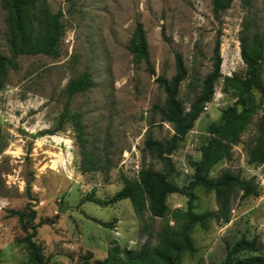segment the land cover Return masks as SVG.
Returning <instances> with one entry per match:
<instances>
[{"label":"rangeland","instance_id":"obj_1","mask_svg":"<svg viewBox=\"0 0 264 264\" xmlns=\"http://www.w3.org/2000/svg\"><path fill=\"white\" fill-rule=\"evenodd\" d=\"M26 14L35 36H51L55 18L59 33L50 50L15 57L8 9L0 0V56L6 58L0 87V264H34L23 242L32 232L44 264L120 261L125 250L144 251L146 264H223L233 245L252 241L260 250L241 251L234 261L264 257V163L250 164L246 150L264 134V97L258 92L248 95L253 114L242 143L230 145V157L216 154L208 172L222 183L224 211L215 191L164 194L151 177L165 174L171 187L182 190L203 160L210 126L221 122L228 107L241 109L229 79L247 71L242 38L251 49L259 41L264 82V0H233L219 15L212 0H34ZM138 24L155 75L131 52ZM217 52L221 77L214 97L170 156L171 169L147 144L165 145L174 135L157 109L167 94L156 78L171 81L180 56L187 73L178 99L188 110L214 70ZM84 73L92 76V86L69 98L67 85ZM76 122L94 170L82 169ZM240 182L249 183V194ZM130 183L142 186L141 213L129 199L94 202L110 200ZM189 210L214 214L189 229L191 250L177 254ZM21 211L34 216L25 218V229L15 214Z\"/></svg>","mask_w":264,"mask_h":264},{"label":"trees","instance_id":"obj_2","mask_svg":"<svg viewBox=\"0 0 264 264\" xmlns=\"http://www.w3.org/2000/svg\"><path fill=\"white\" fill-rule=\"evenodd\" d=\"M233 0H212L213 11L215 15H219L227 11ZM6 7L9 13V44L11 51L15 57L23 54L36 55L46 50L53 48L54 42L57 40L59 33L58 19L55 18L53 22L54 33L37 37L34 35V27L27 19V9L31 7L34 0H5ZM242 59L247 65V71L243 78L229 79L235 89L239 93L240 106L228 107L222 112L221 122L218 125H211L209 133L211 139L206 146L202 148V162L196 167L194 178L190 183L182 190L171 187L166 180V175L161 173H152L151 177L155 183L162 189L164 194L171 193H183L191 197V191L197 187H203L207 191H215L219 195V202L221 206L220 211L225 210L226 200L221 198L223 193L220 191L219 180H213L208 177L210 167L219 159L223 157H230V145H238L242 143L241 136L250 124V117L253 114L252 108L249 107L248 95L252 91L258 92L264 97V82L261 77V69L259 67V61L261 59V51L256 50L260 48L259 41L256 40V48L251 49L247 46L246 39L242 38ZM131 52L138 58L143 60L147 66V70L151 75H155L154 67L151 64L148 52V43L145 32L142 25L138 24L135 35L132 41ZM6 65V58L0 56V87L1 76L3 74L4 66ZM221 58L217 52V62L214 66V70L204 79L202 90L199 96L192 102L190 108L187 110L182 106V103L178 99L179 87L186 77L187 70L182 62L180 56L176 58L177 72L175 76L168 81L162 76L156 78V82L166 89L167 99L163 108H157L160 112L162 120L164 122L171 123L174 130V135L165 145L160 142H154L147 144L154 148L158 152V156L162 159L166 165L173 169L171 162V155L176 152L182 139L186 134L193 129L195 122L199 119L203 108L206 104L210 103L215 94V83L221 77L220 72ZM92 86V76L89 73H84L76 80L71 81L67 87L66 92L69 98L74 95L88 90ZM66 110H68L66 108ZM76 131L78 133L77 139L80 149L83 153V171H91L96 167L94 165L89 166L86 163L85 145L82 142V131L79 123H75ZM247 159L250 164H263L264 163V134H260L254 137L247 144ZM216 154L219 155L218 159ZM146 175V174H145ZM145 175H142L143 180H146ZM147 175H150L147 173ZM148 179V178H147ZM246 194L250 193V186L247 182L238 183ZM129 199L133 204L135 211L141 213L144 206L143 189L140 184L130 183L115 194L113 198L108 201L95 200L99 205L112 204L117 201ZM192 207L190 206L189 209ZM19 216L20 222L25 229V218L29 217L34 219L33 215H29L24 211L16 212ZM214 213H208L202 216H197L189 210L188 222L183 228L182 237L183 244L181 246H175L177 254H180L184 250H191V244L188 239L189 229L197 222L203 220L206 216H212ZM159 216L161 214H158ZM35 232L27 233L23 242L26 243L29 249L34 264H44L42 256L40 255V249L33 241ZM259 247L256 245V241L252 242H239L230 248L229 254L223 264H264V257L252 256L244 260L234 261V257L241 251H259ZM122 260H108L101 264H146L147 255L144 251L125 250Z\"/></svg>","mask_w":264,"mask_h":264}]
</instances>
